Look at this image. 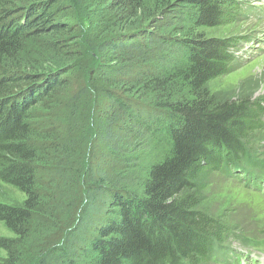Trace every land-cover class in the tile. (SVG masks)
<instances>
[{"label":"trees","instance_id":"1","mask_svg":"<svg viewBox=\"0 0 264 264\" xmlns=\"http://www.w3.org/2000/svg\"><path fill=\"white\" fill-rule=\"evenodd\" d=\"M20 2L0 0V181L25 195L0 202L17 237L0 238L8 264L22 245L30 264H215L225 235L254 236L203 205L216 168L264 165L251 159L263 104L208 89L237 64L240 40L174 32L184 16L194 28L222 25L220 0H112L103 30L75 22L60 0ZM72 33L87 59L80 90H59L71 66L51 76L17 59L30 38L54 35L56 50ZM156 139L161 157L143 163Z\"/></svg>","mask_w":264,"mask_h":264},{"label":"rangeland","instance_id":"2","mask_svg":"<svg viewBox=\"0 0 264 264\" xmlns=\"http://www.w3.org/2000/svg\"><path fill=\"white\" fill-rule=\"evenodd\" d=\"M1 1L4 3L13 1L16 6L23 5L20 0ZM61 1L64 3L61 6L62 9L65 4L73 7L70 8V12L75 11L77 13L78 18L75 19V22H80L78 20L80 19L84 28L88 27L89 20L92 19L93 26H99L100 30H103L106 26L112 24V18H116L111 6L112 0H81L79 3H76L74 0ZM169 1L177 3L180 0ZM154 2L155 0H146L149 7L153 6ZM220 2L227 13L226 21L222 25L194 28L192 23L184 16L180 22L182 27L176 25L174 32L177 35L183 36V34L189 33L188 30L192 29L195 32L202 33L205 37L227 38L237 36L238 40H240L239 42H241L239 46L234 48V55L238 58L237 64L233 65V69L230 72L219 75L209 81L208 89L212 94L217 95L247 93L251 95L252 99L259 103L261 102L264 106V20L256 18L248 10L249 6L252 5L264 18V9L257 6V4H263L264 0H220ZM246 5L248 8H245ZM186 8L189 7H183L184 12ZM68 14L69 11L60 14L63 21L66 20L65 18ZM69 20L73 21V19ZM76 34H67L66 42L64 41V44L59 46L62 48L56 50L52 47L53 41H56L54 35H40L30 38V40L25 42V48L18 54L17 59L22 62V66L26 64V69H31L32 67L33 70L41 71L42 74L49 72L51 76L58 70L71 66L70 69L67 68L68 72L64 75L67 78V83H69L64 87H60L59 90H80V84L78 83L80 82L78 80H81L80 77H82L80 69L86 65L87 59L84 56H78L76 40H73ZM242 42L244 46H242ZM245 44L248 45L247 48H245ZM40 80H37L36 86L41 83ZM35 85L30 87L24 85L25 88L21 86L17 90H29L35 87ZM256 139H258V146L254 150L257 151L255 154L252 153L254 156L251 159L255 163H260L264 159V136H259ZM156 140L158 142H155ZM156 140H154L155 143H152L149 155L145 154L146 156L142 158L143 163H148L154 160L155 157H161L165 145L160 139ZM222 169L216 168L209 175L208 187L204 191V208L207 209L211 218L228 216L229 220H236V226L249 229L245 233L250 232L256 237H263L264 198L259 193L252 192L249 187H246L242 178H239L236 173L228 175ZM24 199L25 195L22 192L0 181L1 203L20 204ZM0 238L15 239L17 237L0 222ZM224 243L222 241L221 245L223 246ZM20 248L17 264H30L31 250L26 245H22ZM8 257L6 251L0 248V264H8ZM215 261V264H218L217 260Z\"/></svg>","mask_w":264,"mask_h":264}]
</instances>
